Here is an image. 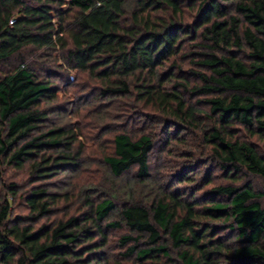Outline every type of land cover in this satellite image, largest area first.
<instances>
[{
    "label": "trees",
    "instance_id": "obj_1",
    "mask_svg": "<svg viewBox=\"0 0 264 264\" xmlns=\"http://www.w3.org/2000/svg\"><path fill=\"white\" fill-rule=\"evenodd\" d=\"M187 43L203 72L181 73ZM71 71L96 79L104 96H126L136 82L146 106L200 132L205 177L219 172L228 184L202 199L172 189L145 201L89 187L85 211L36 225L58 201L38 184L21 196L28 213L14 217L8 197L19 189L6 168L28 165L31 184L77 168V128L39 129L53 80ZM182 91L206 99L187 104ZM237 129L264 140V0H0V264H108L111 232H121L113 264H264L263 193L240 181L264 184V157ZM178 139L168 132L164 144ZM155 142L115 134L103 158L112 177L147 183ZM177 177L189 181L184 169Z\"/></svg>",
    "mask_w": 264,
    "mask_h": 264
},
{
    "label": "rangeland",
    "instance_id": "obj_2",
    "mask_svg": "<svg viewBox=\"0 0 264 264\" xmlns=\"http://www.w3.org/2000/svg\"><path fill=\"white\" fill-rule=\"evenodd\" d=\"M190 46L191 44L187 43L182 48L181 55L186 56L182 58L180 55L177 65H180L181 73L203 72V68L191 64L189 61L194 57H188V55L191 52L199 51ZM195 59L197 60V58ZM53 81L58 91L51 100L41 102L39 107L45 110L46 118L39 129L43 131L52 126L77 128L79 138L73 143V151L80 153L76 160L77 168L76 170L68 168L49 180L35 184H31L28 177V165L25 164L21 169L6 168L4 171L5 181L14 183L19 189L15 198L8 197L11 214L14 217L28 213L21 196L38 184L57 193L58 201L51 208V213L38 220L36 225L53 223L85 211L86 207L82 201L85 194L83 190L89 187H96L106 192L118 191L117 195L119 196L123 193L122 190L126 189L135 201H145L149 200L158 190L167 192L172 189L188 191L189 195L194 193L195 197L202 199L204 193L213 186L228 184V180L223 178L219 172L210 173V183L205 177L209 171L210 162H208L209 158H206L208 154L204 149V144L199 138L200 132L194 127L186 128L183 122L167 116L162 110L146 106V103L137 96L134 88L136 82L129 79L131 81L130 93L126 96H104L100 94L102 92L100 83L86 74L71 71L68 80L67 78H55ZM187 82L190 84L189 87L197 84V80L191 77ZM170 86L171 83H168L164 88L171 89ZM182 94L186 103L191 105L196 104V101L206 99L203 96L188 94V91H182ZM196 107L202 113L208 111V107L203 102H199ZM199 117L200 121L204 120V116ZM120 132H126L134 138L141 134L154 135L156 147L150 158L151 179L147 183L137 182L132 174L116 179L112 177L104 163L103 158L111 153V138ZM168 132L179 136V139L164 144ZM235 135L241 140L253 144L264 157V140L248 137L240 129L236 130ZM199 158L200 160H198ZM192 160L200 161L201 164L204 163V166L196 168L197 163ZM205 163L207 164L205 165ZM189 165H192V168ZM183 169L184 175L188 174L189 181L178 182L177 173ZM240 178L242 182L248 181L255 191L263 193L262 201L264 203L262 181L249 174L242 175ZM66 194L68 197H63ZM122 199L125 198L122 197ZM112 217L114 218V216ZM120 234L121 232H111L109 235L110 246L106 250L108 264H113L115 260L113 257L120 251L115 246L116 239Z\"/></svg>",
    "mask_w": 264,
    "mask_h": 264
}]
</instances>
